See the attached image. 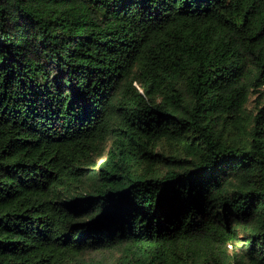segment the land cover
<instances>
[{
  "label": "trees",
  "instance_id": "trees-1",
  "mask_svg": "<svg viewBox=\"0 0 264 264\" xmlns=\"http://www.w3.org/2000/svg\"><path fill=\"white\" fill-rule=\"evenodd\" d=\"M0 264H264V0H0Z\"/></svg>",
  "mask_w": 264,
  "mask_h": 264
},
{
  "label": "rangeland",
  "instance_id": "rangeland-1",
  "mask_svg": "<svg viewBox=\"0 0 264 264\" xmlns=\"http://www.w3.org/2000/svg\"><path fill=\"white\" fill-rule=\"evenodd\" d=\"M259 94L258 93H253L251 97V102H255L256 99L258 98Z\"/></svg>",
  "mask_w": 264,
  "mask_h": 264
}]
</instances>
